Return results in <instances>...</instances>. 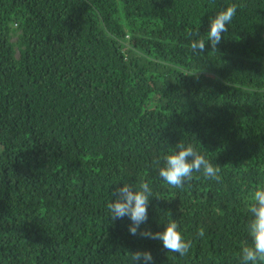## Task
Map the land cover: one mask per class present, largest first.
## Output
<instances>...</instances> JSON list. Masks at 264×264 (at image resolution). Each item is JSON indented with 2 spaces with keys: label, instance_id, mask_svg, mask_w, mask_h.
Listing matches in <instances>:
<instances>
[{
  "label": "trees",
  "instance_id": "trees-1",
  "mask_svg": "<svg viewBox=\"0 0 264 264\" xmlns=\"http://www.w3.org/2000/svg\"><path fill=\"white\" fill-rule=\"evenodd\" d=\"M231 4L212 51L209 18ZM181 140L220 182L159 176ZM141 180L153 197L140 231L175 220L187 255L110 220L113 190ZM262 183L264 0H0V264H133L136 251L241 264Z\"/></svg>",
  "mask_w": 264,
  "mask_h": 264
},
{
  "label": "clouds",
  "instance_id": "clouds-1",
  "mask_svg": "<svg viewBox=\"0 0 264 264\" xmlns=\"http://www.w3.org/2000/svg\"><path fill=\"white\" fill-rule=\"evenodd\" d=\"M236 12L237 5L231 4L209 18V30L206 34L212 51H217L222 34L228 31L226 26L232 22ZM190 47L193 53H204L205 39L193 40ZM154 163L158 167L159 176L172 188L184 189L186 185L190 186L194 172L202 171L206 179L217 182L221 180V167L214 165L191 144L186 145L183 140L170 148L169 154L163 157L162 166L159 160ZM152 197L153 191L149 183L143 180L138 186L124 183L123 187L113 190L112 200L107 204L110 220L128 217L131 221L128 229L130 234L161 241L168 252L177 253L181 257L187 255L191 241L184 240L175 220H170L163 231L155 233L150 229L140 231V226L147 222L148 206ZM248 200L247 210L251 219L247 224V231L251 242L242 244L241 264H264V183L256 185ZM168 215L170 216V213ZM204 234L203 228L198 229L200 237ZM130 254L133 264H153V256L149 251H136Z\"/></svg>",
  "mask_w": 264,
  "mask_h": 264
}]
</instances>
